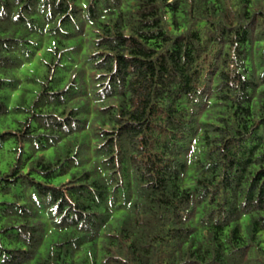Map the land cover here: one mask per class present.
I'll return each instance as SVG.
<instances>
[{
	"label": "trees",
	"instance_id": "trees-1",
	"mask_svg": "<svg viewBox=\"0 0 264 264\" xmlns=\"http://www.w3.org/2000/svg\"><path fill=\"white\" fill-rule=\"evenodd\" d=\"M0 264H264V0H0Z\"/></svg>",
	"mask_w": 264,
	"mask_h": 264
},
{
	"label": "rangeland",
	"instance_id": "rangeland-1",
	"mask_svg": "<svg viewBox=\"0 0 264 264\" xmlns=\"http://www.w3.org/2000/svg\"><path fill=\"white\" fill-rule=\"evenodd\" d=\"M4 130L3 128L0 129V131Z\"/></svg>",
	"mask_w": 264,
	"mask_h": 264
}]
</instances>
